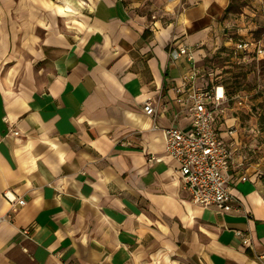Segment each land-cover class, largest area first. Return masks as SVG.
Instances as JSON below:
<instances>
[{"label": "crops", "instance_id": "0c3cea01", "mask_svg": "<svg viewBox=\"0 0 264 264\" xmlns=\"http://www.w3.org/2000/svg\"><path fill=\"white\" fill-rule=\"evenodd\" d=\"M232 4L0 0V264H264V133L230 112L219 127L228 213L196 206L165 152L164 130L188 122L175 89L191 66L169 53L203 68L235 25L254 30L264 0Z\"/></svg>", "mask_w": 264, "mask_h": 264}, {"label": "built area", "instance_id": "2783aa9c", "mask_svg": "<svg viewBox=\"0 0 264 264\" xmlns=\"http://www.w3.org/2000/svg\"><path fill=\"white\" fill-rule=\"evenodd\" d=\"M233 50L235 60L241 64L247 60L264 59V44L252 36L236 42ZM169 54L172 60L186 55L191 66L175 89L181 118L185 117L188 122L184 126L172 124L164 130L165 152L177 164L176 171L183 190L196 206L215 208L220 213L231 212L238 201L232 193L234 179L229 176L234 152L232 145L222 137L219 127L231 110L230 102H234V107L244 109L248 107L247 101L241 94L231 96L213 80L205 81L211 72L196 65L188 48L180 46ZM144 111L153 117L156 114L150 103L145 104ZM240 179L246 181L247 178ZM3 196L13 211L26 204L25 200L10 192ZM21 233L29 236L30 230L23 229ZM236 236L242 244L251 246L250 238L243 233L237 232Z\"/></svg>", "mask_w": 264, "mask_h": 264}, {"label": "rangeland", "instance_id": "374dc122", "mask_svg": "<svg viewBox=\"0 0 264 264\" xmlns=\"http://www.w3.org/2000/svg\"><path fill=\"white\" fill-rule=\"evenodd\" d=\"M247 0H234L230 8L233 13H243ZM255 9V8H254ZM262 11V10H261ZM252 17L251 15H246ZM256 18V17H252ZM256 28L247 32L245 37L238 36L236 32L237 25L233 28L230 35L233 40L231 46H223L216 51L211 52L200 64L204 70L211 72L205 81L213 80L215 84L222 85L231 96L241 94L247 101L248 107L238 109L234 107V102H230V113L238 115L241 119V126L244 128L256 127V131L264 133V59L247 60L243 64L235 60L234 47L236 42L254 37L261 40L264 44V12L257 20ZM233 48V49H232ZM264 141V139H262Z\"/></svg>", "mask_w": 264, "mask_h": 264}, {"label": "trees", "instance_id": "16d2710c", "mask_svg": "<svg viewBox=\"0 0 264 264\" xmlns=\"http://www.w3.org/2000/svg\"><path fill=\"white\" fill-rule=\"evenodd\" d=\"M233 5V4H232ZM232 6H230V8H231ZM230 8H228V11H230Z\"/></svg>", "mask_w": 264, "mask_h": 264}]
</instances>
